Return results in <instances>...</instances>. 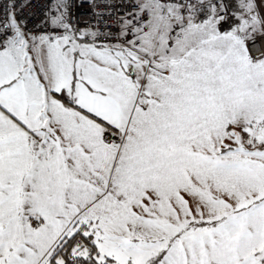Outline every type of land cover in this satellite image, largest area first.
<instances>
[{
    "label": "snow or ice",
    "instance_id": "6c2138e0",
    "mask_svg": "<svg viewBox=\"0 0 264 264\" xmlns=\"http://www.w3.org/2000/svg\"><path fill=\"white\" fill-rule=\"evenodd\" d=\"M0 264H264V0H0Z\"/></svg>",
    "mask_w": 264,
    "mask_h": 264
}]
</instances>
